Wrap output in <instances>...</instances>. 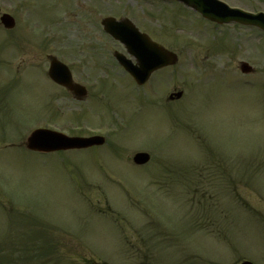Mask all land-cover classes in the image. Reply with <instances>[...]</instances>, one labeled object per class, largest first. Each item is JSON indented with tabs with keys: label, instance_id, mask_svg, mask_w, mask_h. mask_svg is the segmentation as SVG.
I'll return each mask as SVG.
<instances>
[{
	"label": "rangeland",
	"instance_id": "obj_1",
	"mask_svg": "<svg viewBox=\"0 0 264 264\" xmlns=\"http://www.w3.org/2000/svg\"><path fill=\"white\" fill-rule=\"evenodd\" d=\"M18 1L0 0V14L10 10L17 21L22 19L21 34L31 38L38 35L46 42L56 32V45L60 42L58 35L67 40L70 34V43L76 40L73 35L83 18L77 8L76 14L73 11L77 2V7L82 6L81 0ZM224 1L250 11H264V0ZM106 10L109 14L110 9ZM134 13L128 10L129 15ZM173 15L177 23L182 21L180 15L190 22L193 30L189 35L196 46L174 50L178 64L171 72L156 73L144 91L136 90L104 57L94 68L86 49L67 51V44L54 52L35 46L43 51H30L29 59L23 52L21 57L27 62L43 61L50 54L72 64L74 78L90 90L83 102L68 101L59 90L57 102H51L48 93L56 87L44 71L36 72L35 78L21 77L7 87L0 82L4 95L7 93L0 110V137L4 134L6 139L0 140L3 255L10 258L17 251L22 256L26 246L20 238L33 229L45 242L50 238L45 251H52L66 264H166L163 256L155 254L165 253L161 249L167 246L171 262H178L177 257L189 251L215 255L192 259L199 263L236 264L249 259L264 264V33L252 28L234 33L228 28H214L180 7ZM51 17L58 21L57 31ZM4 46L0 32V61ZM83 56L88 59L87 65L78 63ZM241 62L251 65L254 73L239 75ZM43 68L47 70L46 63ZM9 78L17 80L11 68ZM96 86L101 89L96 91ZM181 89L186 94L181 104L160 107L170 93ZM2 101L0 94V104ZM37 118L53 120L52 127L63 132L97 131L107 143L88 150L29 152L22 143L36 127ZM82 122L90 126L80 125ZM136 152L149 153L150 163L133 164ZM209 154L216 159V166L211 171L205 170L207 166L198 168L209 181L200 184L202 180L197 179L201 182L190 184L189 189L183 178L198 173L185 169L201 163L200 156ZM171 181L175 182L173 188ZM232 181H238L233 190L228 185ZM194 185L198 193L193 192ZM211 195L213 198L207 201ZM204 210L222 217L219 224L205 223L220 237L199 231L218 242L199 232H187L195 229L189 222H198ZM152 233L160 234L151 237ZM188 234H193L191 239H186ZM125 236L129 245L121 248L118 240H125ZM185 239L184 244L179 243ZM155 242L158 246L153 249L154 255L152 250L146 253Z\"/></svg>",
	"mask_w": 264,
	"mask_h": 264
},
{
	"label": "water",
	"instance_id": "obj_2",
	"mask_svg": "<svg viewBox=\"0 0 264 264\" xmlns=\"http://www.w3.org/2000/svg\"><path fill=\"white\" fill-rule=\"evenodd\" d=\"M193 3H195L193 1ZM196 4V3H195ZM242 22H246L249 24H255L260 27L264 28V17L260 15L259 17H252V16H244ZM153 51V57L148 60L147 63L144 62L138 68L133 67L128 68L130 73L135 77V79L142 83L146 79L149 72L153 71L154 69L160 67V64L164 61L172 62L174 57L166 52H162L160 50ZM153 64V65H151ZM155 64V65H154ZM162 66V65H161ZM49 76L58 84L66 86L70 89L73 88L71 84L70 74L65 66L62 64L53 61L49 70ZM180 95L177 94V97ZM102 140L99 138H91V139H78V138H67L63 136H57L54 134L45 133L44 131H36L34 132L31 137L27 140V147L29 149L35 150H59V149H71V148H84L91 146L93 144H101ZM148 160V157L143 154H138L135 156L134 161L136 163L142 164ZM242 264H250L248 262H244Z\"/></svg>",
	"mask_w": 264,
	"mask_h": 264
},
{
	"label": "flooded vegetation",
	"instance_id": "obj_3",
	"mask_svg": "<svg viewBox=\"0 0 264 264\" xmlns=\"http://www.w3.org/2000/svg\"><path fill=\"white\" fill-rule=\"evenodd\" d=\"M144 1L145 2L142 3H136L133 6L135 13L131 16H128V19L132 23L136 24L137 27L141 29V31L148 32L151 30L150 19L153 17L154 3L153 1ZM104 12L105 7L101 4V0H86L83 6L81 17L83 18L84 25V42L86 49L89 51L101 52L106 49L102 44L103 38L101 37V34H103L104 37L106 36L101 24L105 17L102 18V21L100 19L101 14H104ZM112 16L115 17V19L118 18L116 15ZM158 35H161V32H158ZM6 37L8 38L9 34H7ZM109 41L113 42L115 47H117V45L122 47L120 43L114 41L111 38Z\"/></svg>",
	"mask_w": 264,
	"mask_h": 264
},
{
	"label": "trees",
	"instance_id": "obj_4",
	"mask_svg": "<svg viewBox=\"0 0 264 264\" xmlns=\"http://www.w3.org/2000/svg\"><path fill=\"white\" fill-rule=\"evenodd\" d=\"M9 261H10V260H9ZM9 261H8V262H9ZM0 264H4L3 261H2V262L0 261ZM9 264H11V263H9Z\"/></svg>",
	"mask_w": 264,
	"mask_h": 264
}]
</instances>
